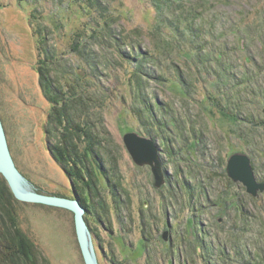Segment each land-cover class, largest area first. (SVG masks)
Returning a JSON list of instances; mask_svg holds the SVG:
<instances>
[{
	"label": "rangeland",
	"instance_id": "374dc122",
	"mask_svg": "<svg viewBox=\"0 0 264 264\" xmlns=\"http://www.w3.org/2000/svg\"><path fill=\"white\" fill-rule=\"evenodd\" d=\"M105 21L117 40L92 37L108 30ZM39 26L58 58L53 75L85 100L76 117L98 136L119 183L121 209L99 174L109 209L102 221L95 205L86 210L98 263L225 264L223 251L227 264H264V190L255 196L228 173L231 157L246 154L264 182V0H0V115L15 163L35 190L77 197L48 144ZM118 46L146 52L142 90L160 102L159 118L169 109L175 129L152 133L138 62ZM129 132L158 148L159 185L151 165L130 154ZM14 203L39 262L86 264L73 211Z\"/></svg>",
	"mask_w": 264,
	"mask_h": 264
},
{
	"label": "trees",
	"instance_id": "16d2710c",
	"mask_svg": "<svg viewBox=\"0 0 264 264\" xmlns=\"http://www.w3.org/2000/svg\"><path fill=\"white\" fill-rule=\"evenodd\" d=\"M90 1L92 3L94 1L96 5L99 4V0ZM40 26L38 28V32L41 34L39 48L45 52V58L41 60L38 72L40 84L51 102L46 124L49 148L54 158L70 176L74 186V193H76V196L85 205L87 212L91 213L92 204L93 206L95 205L96 214L99 220L102 221V215L109 208L103 197L104 188L100 182L99 174L107 178L110 188L114 191L113 196L116 206L121 209V196L116 193L114 188L119 183L114 181L113 166L110 165L105 168L106 160H104L103 154L100 153L101 144L98 136L92 131V127L88 122H86V126H83L81 121L76 117L77 104L82 105L85 100L83 97L75 95L73 89L69 90V93L66 92L58 82L57 73L53 75V71H55V66L57 65L56 62H58L56 59L58 58H56L55 50L48 45L46 33L41 31ZM106 27L108 30H94L95 34H91L92 37L114 38L117 40L112 26L107 21L104 23V28ZM194 29L198 28L194 27ZM192 31L196 32L197 30ZM97 32L100 33L99 36L96 34ZM118 50L122 53L123 58H129L130 60H136L138 62L136 70L133 71V75L139 88L140 95L138 98L144 102L146 108V111H140L141 113L143 112L142 115L144 116V113L152 114V120L146 118L147 121H151L152 128L150 129L152 133L155 131L154 133L158 135L160 132H165L168 125L175 129V123L170 118L171 114L169 113V109L164 107V117L159 118L155 110L157 106H161L160 102L156 104L149 103L150 99L147 98V95L142 90L147 84V80L144 77V62L148 61L146 52H142L141 50L137 51L135 48H130L127 51L123 50L121 46H118ZM199 59L205 62L204 58L200 57ZM181 79L183 83L188 82L184 77ZM243 82H246V80ZM188 84L190 83L186 85L188 86ZM251 89L253 90L254 88L251 87ZM256 93L258 92L256 91ZM237 106L239 105L237 104ZM228 109L233 117L237 119L241 117V110L235 111V108L232 106L231 108L228 107ZM238 109H240V106ZM81 142L85 144L83 150H81ZM14 202H19V200L15 197L8 181L0 172V264H45V262H39L32 240L21 230L15 221L17 209ZM86 220L90 221V218L86 217ZM242 251L244 252L245 249L242 248ZM219 254L221 260L227 264L228 259L223 256L224 252L222 251Z\"/></svg>",
	"mask_w": 264,
	"mask_h": 264
},
{
	"label": "water",
	"instance_id": "95a60500",
	"mask_svg": "<svg viewBox=\"0 0 264 264\" xmlns=\"http://www.w3.org/2000/svg\"><path fill=\"white\" fill-rule=\"evenodd\" d=\"M126 146L133 159L139 165H151L158 182L162 181L161 161L158 148L152 139L143 137L136 132L124 136ZM0 172L4 175L9 186L18 200L37 202L65 207L75 215L76 232L86 264H99L94 249L92 235L85 217L86 207L77 197H66L39 192L32 188L18 169L6 129L0 115ZM228 173L236 181H241L247 191L257 196L264 190V182L257 179L251 158L246 154H234L228 164Z\"/></svg>",
	"mask_w": 264,
	"mask_h": 264
},
{
	"label": "bare ground",
	"instance_id": "6f19581e",
	"mask_svg": "<svg viewBox=\"0 0 264 264\" xmlns=\"http://www.w3.org/2000/svg\"><path fill=\"white\" fill-rule=\"evenodd\" d=\"M93 240V239H92Z\"/></svg>",
	"mask_w": 264,
	"mask_h": 264
}]
</instances>
